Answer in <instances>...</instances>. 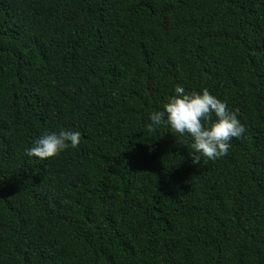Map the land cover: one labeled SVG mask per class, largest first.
Instances as JSON below:
<instances>
[{"label": "trees", "instance_id": "16d2710c", "mask_svg": "<svg viewBox=\"0 0 264 264\" xmlns=\"http://www.w3.org/2000/svg\"><path fill=\"white\" fill-rule=\"evenodd\" d=\"M176 85L237 113L227 155L147 130ZM0 264H264V0H0Z\"/></svg>", "mask_w": 264, "mask_h": 264}, {"label": "clouds", "instance_id": "9594fccd", "mask_svg": "<svg viewBox=\"0 0 264 264\" xmlns=\"http://www.w3.org/2000/svg\"><path fill=\"white\" fill-rule=\"evenodd\" d=\"M148 121L146 128L149 132L166 124L181 137H190L193 163L200 162L201 157L214 160L227 155L231 146L229 141L245 132L237 113L230 111L226 102L207 88L189 93L180 85L174 86L162 108L149 113ZM80 138L79 130L47 131L25 149V154L41 160L50 158L66 148L77 147Z\"/></svg>", "mask_w": 264, "mask_h": 264}]
</instances>
